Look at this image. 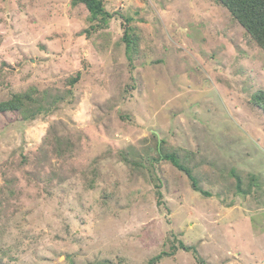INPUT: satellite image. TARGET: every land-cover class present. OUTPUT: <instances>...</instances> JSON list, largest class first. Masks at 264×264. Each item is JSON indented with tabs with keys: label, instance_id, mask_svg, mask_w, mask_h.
<instances>
[{
	"label": "rangeland",
	"instance_id": "374dc122",
	"mask_svg": "<svg viewBox=\"0 0 264 264\" xmlns=\"http://www.w3.org/2000/svg\"><path fill=\"white\" fill-rule=\"evenodd\" d=\"M102 1L0 0V102L64 98L0 114V264H264V51L216 0Z\"/></svg>",
	"mask_w": 264,
	"mask_h": 264
},
{
	"label": "trees",
	"instance_id": "16d2710c",
	"mask_svg": "<svg viewBox=\"0 0 264 264\" xmlns=\"http://www.w3.org/2000/svg\"><path fill=\"white\" fill-rule=\"evenodd\" d=\"M73 6L84 5L88 10L90 17L89 20L94 25L91 26V30H102L109 26L110 20L113 15L105 9L104 2L102 0H71ZM216 2L226 8L233 19L241 25L245 32L251 37V39L264 51V0H216ZM88 33V31H86ZM123 42L126 45V51L129 56L130 62H133L134 55L138 51V40L135 35V29L131 25L130 20H126V27L124 31ZM82 78L79 73L76 78L71 79V85H76ZM72 95V92L69 93ZM52 95L42 94L36 87H30L28 90L13 94L9 100L0 102V114L6 113H18L25 121H34L39 117L48 116L58 109L59 103L64 101V98L57 96L51 102L48 100ZM254 104L264 111V92H259L254 97ZM163 144V141H161ZM158 158L153 159L155 162L162 160H168L181 172H185L187 177L192 183L193 189L206 197H211V193L203 190L199 186L198 179L193 177V173L190 168L183 165L176 151L164 152L158 150ZM241 182L238 181V192H241ZM161 185V184H160ZM159 189L160 186H157ZM159 204L162 202V193L158 191ZM179 248L185 251H191L196 255L197 250L195 247L192 249L186 247L183 242H178ZM174 252H176V246L174 245ZM168 255V254H165ZM165 255H158L154 257L149 264H157ZM199 262H201L199 260Z\"/></svg>",
	"mask_w": 264,
	"mask_h": 264
}]
</instances>
